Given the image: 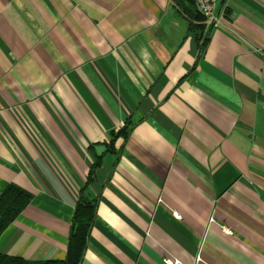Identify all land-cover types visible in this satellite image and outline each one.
Segmentation results:
<instances>
[{
    "label": "crops",
    "instance_id": "0c3cea01",
    "mask_svg": "<svg viewBox=\"0 0 264 264\" xmlns=\"http://www.w3.org/2000/svg\"><path fill=\"white\" fill-rule=\"evenodd\" d=\"M215 16L193 0H0V194L32 195L0 255L63 261L85 186L80 264H264V0Z\"/></svg>",
    "mask_w": 264,
    "mask_h": 264
},
{
    "label": "trees",
    "instance_id": "16d2710c",
    "mask_svg": "<svg viewBox=\"0 0 264 264\" xmlns=\"http://www.w3.org/2000/svg\"><path fill=\"white\" fill-rule=\"evenodd\" d=\"M131 129V123L127 121L121 128L112 132L110 141L106 144L107 151L113 152L115 140L122 136L126 137ZM85 188L84 186L79 192L75 205L68 234L66 257L63 261L44 260L28 263L13 257L0 255V264H80L87 248L89 234L97 213V200L87 199L84 194ZM31 199V194L16 185L9 184L4 188L0 194V236L25 210Z\"/></svg>",
    "mask_w": 264,
    "mask_h": 264
},
{
    "label": "built area",
    "instance_id": "2783aa9c",
    "mask_svg": "<svg viewBox=\"0 0 264 264\" xmlns=\"http://www.w3.org/2000/svg\"><path fill=\"white\" fill-rule=\"evenodd\" d=\"M197 12L205 19L211 21L213 26L218 25V20L215 16L216 7L219 0H193Z\"/></svg>",
    "mask_w": 264,
    "mask_h": 264
}]
</instances>
